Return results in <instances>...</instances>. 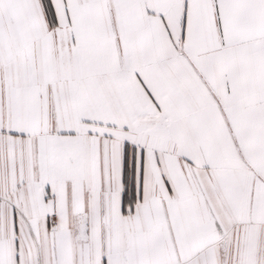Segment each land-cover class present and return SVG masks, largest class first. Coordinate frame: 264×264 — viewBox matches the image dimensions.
I'll return each instance as SVG.
<instances>
[{
	"label": "snow or ice",
	"instance_id": "obj_1",
	"mask_svg": "<svg viewBox=\"0 0 264 264\" xmlns=\"http://www.w3.org/2000/svg\"><path fill=\"white\" fill-rule=\"evenodd\" d=\"M0 264H264V0H0Z\"/></svg>",
	"mask_w": 264,
	"mask_h": 264
}]
</instances>
